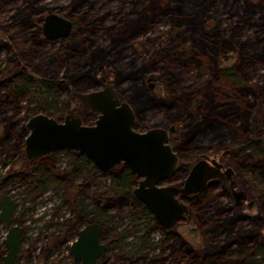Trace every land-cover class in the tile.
I'll list each match as a JSON object with an SVG mask.
<instances>
[{"label":"trees","instance_id":"1","mask_svg":"<svg viewBox=\"0 0 264 264\" xmlns=\"http://www.w3.org/2000/svg\"><path fill=\"white\" fill-rule=\"evenodd\" d=\"M23 1L30 8L29 13L37 12V8L31 9L35 7L34 1ZM89 1L71 0V7L82 6ZM205 1L208 5L215 3V0H158L154 1L157 2L155 5L147 0L143 4L147 6L141 8L142 13L137 11L139 25L137 20L127 26L110 25L107 44L85 41L88 45L82 47V41L86 37L79 41L83 37L77 36L80 30L77 31L74 27L69 35L71 42L67 55H77L84 60L72 70L66 68L62 75L78 91L85 89V82L88 87L100 85V79L105 76L116 89H120L135 109L138 115L136 127L141 125L143 114L154 109L162 111V126L175 124L178 128L175 148L180 161L172 178L184 176L196 155L209 152L221 155L239 171L241 178L247 179L245 176L249 174L253 179L263 178L264 72L258 81L248 82L245 65L253 59L248 58L244 62L240 51L242 42L233 39V33L225 37L219 31L218 24L207 28L208 17L202 13ZM260 1L256 5L246 2L245 9L259 13L261 21L255 23L264 32V0ZM153 12H168L175 15L177 25L189 24L192 43L185 49L176 51L178 44H175V38L180 33L170 30V36L155 43V46H149L148 40L135 42L134 37L147 30L145 24L151 22L156 15H152ZM127 42L131 43L133 53L139 55L119 64L120 53L126 49L120 48V45ZM80 49L84 50L83 56L79 55ZM257 54L264 61V50ZM220 57L222 61L218 59ZM188 62H194L197 66L203 77L200 81L186 83L180 75L178 67L184 68ZM37 72H40L37 65L11 55L0 66V121H3L4 128V132L0 134V153L5 155L2 158L3 165L8 158L19 155L23 149L21 142L27 133L24 126L17 127L21 120L9 117L6 115L7 111L15 109L22 100L31 104V99L25 98L26 94L31 93L37 95L36 109L46 111V115L50 117L54 115L51 106L46 103L47 98L45 99L43 84L47 80ZM148 75L154 76V89L145 84L144 79ZM57 81L60 86L62 81L56 78L55 82ZM124 83H127L126 88L121 87ZM66 86L67 83L64 88ZM11 140L14 141L13 144ZM72 161L76 162V158H72ZM108 173L115 187L111 196H107L106 210L111 211L124 203H136L130 198L136 177L120 166ZM37 175L38 172L33 174L35 180ZM71 178L69 175L68 182ZM31 187L37 189L38 186L35 183ZM65 187L68 189L67 185ZM257 199L260 217L254 216L247 222L235 213L229 203H215L204 208L205 199L200 197L191 200L189 206L206 246L200 249L186 242V264H264V224L261 219L264 218V187H261ZM181 240L180 242L183 241ZM174 243L173 240L172 250Z\"/></svg>","mask_w":264,"mask_h":264},{"label":"rangeland","instance_id":"2","mask_svg":"<svg viewBox=\"0 0 264 264\" xmlns=\"http://www.w3.org/2000/svg\"><path fill=\"white\" fill-rule=\"evenodd\" d=\"M27 1H34L35 7H31V9L37 8V12L29 13L30 8L28 6L27 8L26 4L24 5L26 1L24 2L23 0H0V42H2V47L0 48V66L9 55L21 58L25 62L28 61L31 65H37L40 71L37 74L43 75L48 82L47 85V82L43 84V89L46 94L45 99L47 98L46 103L48 106H51L54 113L53 118L62 121L66 114L75 113L81 116L86 125H92L96 119V113L84 106L80 95L100 88V85L88 87L86 86V82L83 83L84 85L81 83L80 85H83L85 89L78 91L64 78L63 75L66 68L72 70L77 64L83 63L84 60L77 55L75 57L67 55L69 43L71 42L69 35L75 27L77 31L80 30L77 36L83 37L79 41H82L86 37V40L82 41V47L87 46V42L90 41L107 44L110 38L109 32H111L109 26L112 24H118L119 27L122 25H132L137 20V17H139L137 11L140 12L142 7L147 6L143 5L147 0H142V2H140L141 0H90L86 4L76 6L75 8L71 7V0ZM151 1L157 5V2L154 1L158 0ZM248 1L255 5L261 3L260 0H247L246 2ZM246 2L245 0H215L213 5H208V2L205 1L202 4V13L205 14L203 16L208 17L207 28H212L218 24V29L222 32V35L228 37L233 33V39L242 42L243 46L240 47V51L244 62L246 63L248 58L253 59L251 63L248 62L245 65L244 70L246 79L251 83L258 81L261 73L264 72V61L260 60L261 56L257 54L264 50V32L255 23V21H261L259 13L246 10ZM262 3L264 5V1ZM51 13L72 21L73 26L66 38L54 40L44 38L42 23L44 18ZM155 13L156 15H154ZM152 15L154 16L151 22L145 24L147 30L142 34L136 35L134 37L135 42L148 40L149 46L154 45L159 41L167 39L170 36L168 32L170 30L180 33L175 38V44H178L175 47L176 51H181L192 43L189 24L177 25L175 15L168 12L164 14L153 12ZM136 23L139 25L138 20ZM123 47L126 49L120 53L119 64L126 63L129 59L139 55L133 53L130 42L120 45V48ZM80 51L81 54L79 55L83 56L84 50L80 49ZM218 59L220 61L223 60L222 57ZM234 59L235 57L232 60ZM178 70H180V75H182L186 83L197 82L203 78L194 62H188L184 68L183 66H179ZM150 76L154 77L153 75H148L146 79ZM55 77L62 81L61 87L58 85V81L55 82ZM146 79H144L146 85H149V83L154 84L153 81L149 82ZM100 82L101 86L108 84L114 87L112 83L107 81L105 76H102ZM65 83H67L66 88H64ZM126 85L127 83H124L121 87L126 88ZM115 90L118 97L122 101L128 102L130 107L133 108L127 97L120 92V89L115 88ZM25 98H30L32 103L30 104L28 101L22 100L15 109H11L6 113V115L13 117V119L21 120L17 125L18 128L21 126L25 127L27 119L32 115L38 113L46 114V111L39 108L36 109L38 103L37 95L29 93L25 95ZM28 109L30 110L28 111ZM163 119V112L154 109L143 114L142 123L155 127L153 125L156 124L158 126L157 124L164 122ZM2 122L0 121V134L4 132ZM136 129L138 131H145L148 127L140 125ZM24 138L21 146L23 145ZM177 139L178 128L176 127V132L171 136L170 141L174 147L176 146ZM13 143L14 141L11 140V144ZM203 154L210 158L216 156L217 161L222 163L224 167L231 166L234 170V188L245 194L242 205L235 206L228 182L211 179L206 186L205 192L201 194V198L205 199L203 207L205 208L215 203H229L239 214H253L258 206L257 195L261 187H264V177L253 179V176L249 174L245 176L249 179V182H246L247 179L241 178L239 171L232 164L224 160L221 155H215L213 152L196 155L192 159L191 165ZM4 156V154L0 153V180L1 176L5 175L6 172L9 175H20L29 171L30 163L24 158L23 149L19 155L14 156L12 159L8 158L9 160H6L7 164L5 165H3L2 161ZM44 161L46 165H49L46 176H49L50 179L46 177L48 179L45 183H40L42 186L38 190L33 189L28 181L19 183L17 180H10L7 182V185L4 182L1 184L3 189H1L0 194L12 191L13 195L19 198V206L15 216L21 215L22 211L28 208L27 215L23 217L24 224L28 227L27 235L30 238L26 239L22 244L21 252L24 255L18 264H71V257L65 246L61 248L59 246L49 248L48 246H51L50 237H52L51 232L54 230L55 223H59L70 216L68 205L70 195L64 194V191H66L65 185H67L68 189H70V185L67 182V184H64L63 181L55 176H51V174L62 173L73 166L72 160L67 153L59 151L57 154H50ZM80 161H84L86 165L90 164L84 158ZM92 167V170L90 169L91 174L87 175L89 184H87V188H85V185L83 186L85 194L89 197L88 199L111 196L115 183L112 181L109 173L102 172L94 166ZM185 176L171 178L170 181H165L164 184L181 186ZM77 181H80V179H77ZM106 202H108V197L106 200L104 199L103 204L105 205ZM249 203L253 204L252 209H249ZM142 207V203L136 208L132 204L124 203L121 207L116 206L111 211H108V214L113 216L109 219L114 221L113 231L120 233V251L126 254V256L120 258V263H129V260H136L135 264H173L167 260L163 263L150 262L151 257L158 255L161 251L160 246L162 247L163 245L158 240L163 238L164 232L159 229L153 215L149 211H144ZM29 208L31 209L30 211ZM136 211H140L138 215ZM172 231L179 232L194 247L200 249L205 247L191 208L185 219L176 225ZM5 233V227L0 223V247L2 246ZM262 233L264 236V228ZM29 239H31V242ZM144 244L146 245L144 246ZM49 249L52 250V254L48 256ZM46 255L47 257H45Z\"/></svg>","mask_w":264,"mask_h":264},{"label":"water","instance_id":"3","mask_svg":"<svg viewBox=\"0 0 264 264\" xmlns=\"http://www.w3.org/2000/svg\"><path fill=\"white\" fill-rule=\"evenodd\" d=\"M72 26L71 20L51 13L43 20L42 34L47 40L66 38ZM146 80L154 82V77ZM153 85L149 83L150 88ZM80 96L84 106L97 114L94 123L84 124L81 116L75 113L66 114L62 121L43 113L31 116L25 123L27 135L24 138V151L27 159H37L52 151L68 148L85 155L102 172L108 173L122 162L139 179L133 195L164 229L173 228L189 212L188 204L181 198L200 193L212 178L210 157L202 155L190 167L181 186L163 185L179 164L178 156L168 143L169 136L176 131V125L150 128L145 132L133 130L135 119L132 107L118 97L111 85ZM213 157L214 167L224 169L225 181L232 188L235 183L233 168H224L222 163L216 161V156ZM232 193L238 205L243 192L233 190ZM15 207V200L2 193L0 221L8 227ZM98 230L97 225L92 224L79 232V239L72 250L81 264H94L99 256L104 255L105 248L97 240ZM22 233L23 228L19 226L8 228L4 239L7 251L1 264H14Z\"/></svg>","mask_w":264,"mask_h":264},{"label":"flooded vegetation","instance_id":"4","mask_svg":"<svg viewBox=\"0 0 264 264\" xmlns=\"http://www.w3.org/2000/svg\"><path fill=\"white\" fill-rule=\"evenodd\" d=\"M102 83L104 84V82H102ZM107 85L108 84L101 86V84H100V88H103L104 86H107ZM154 85H155V83H154ZM154 85L152 88H150V87L149 88L153 89ZM132 110L134 112V119H135V122L133 124V130H135L137 132H145L148 129L155 128V127L156 128H168L169 126L173 125V124H171L169 126L163 127L162 126L163 123H161V124H157L158 126H156V124H155V125H153L155 127H150V125H144L142 123L143 116H141V126L148 127V129H146L145 131H138L136 129V121L138 119V115L136 114V111L134 108H132ZM96 118H97V114H96ZM82 122H83V120H82ZM171 136L172 135L169 136L168 143L171 146V148L173 149V151L176 153V155L178 156L176 148L170 142ZM22 147H23L24 158L27 159V157L25 155V151H24V141H23ZM59 151H64L65 153H67V155L70 157L71 160L74 157L76 158V162L72 161L73 166L64 170L62 173L51 174V176H55L59 180L63 181L64 184H66V182H67L70 185V189H66V187H65L66 191H64V194L70 195L69 196L70 199H68L70 216L67 219H63L59 223H55L54 230L51 232L52 237H50L51 246H48V247L51 248L54 246L55 247L59 246L61 248V247L65 246L68 249L69 256L71 257V262H72L71 264H81V261L77 260L75 258V254L72 250V246L74 245L75 242L78 241L80 231L84 230L87 226H90L92 224H96L97 227L99 228V230H98L99 234H98V239H97L98 244L103 245L105 248V251H104V255L99 256L95 260L94 264H135L136 260H134V261L129 260V263H124V262L120 263V258L126 256V254H124L122 251H120V241H121L120 233H115L113 231L112 227L114 225V221L109 220L110 217H113V216L108 214V211L106 210V205L103 204L104 199L106 200L107 197H101V198L95 197L94 199H88L89 198L88 195L85 194V192H84L83 186L85 185V188H87V184H89V180H88L87 175L91 174L90 169L92 170V168H93L92 166H94L93 162L89 158H87L85 155L78 153L76 151H72L68 148H61L59 150L47 153L46 155H44L40 158H37V159H33V160L27 159L30 163L29 171H27L26 173L20 174V175H18V174L17 175H9V173L6 172L5 175L1 176L0 185L2 184V182L6 183V185H7V182L10 180H17V182H19V183H23V182L28 181L30 184L36 183L37 186H39V187H37V190H38L42 186V185H40V183L41 184L45 183V181L48 179L46 177H49V176H46V174H47L46 172L48 171L49 165H46L44 160H46L50 154H57ZM201 156L202 155H200L199 159L202 158ZM83 158L90 162V164H89L90 167H89V165H86L84 161L83 162L80 161ZM178 158H179V156H178ZM9 159H12V158H9ZM212 159H215V158L211 157L208 159V161L210 162L209 170H210L211 174L213 175L211 179H219L220 181L221 180L225 181L224 176H226V175L224 174V169L222 167H220V168L214 167V165L212 163ZM179 161H180V158H179ZM118 166H120L125 171H127L130 175L135 177V175L131 174L129 169H127L122 164V162H120V164H117L115 167H118ZM189 169L186 171V174H185L186 176L188 174ZM36 172H38V175H37L38 178H36V180H35V177L33 176V174L34 173L36 174ZM214 174H216V175H214ZM69 175L72 177L70 182H68V176ZM171 178H172V175L166 181H170ZM49 179H50V177H49ZM77 179H80V181H77ZM83 180H86V181H83ZM138 180L139 179L136 177L135 182L133 183V186L131 189V194H130V198H132L136 202V203L132 204L135 208L138 207L139 205H141V202L138 200V198H136L133 195V192H132L133 189L137 186ZM210 180H208V182ZM208 182H207V185H208ZM164 183H165V181H164ZM164 183H163V185H168V184H164ZM234 185H235V183L233 184V187L230 188L231 196L233 197V200H234V205L235 206L242 205V203L245 199V194L243 193L242 195H240L238 205H236V200H235V197L232 193L233 190H235ZM206 186H205L204 190H202L200 193H198L196 195L183 197V198H181V200L184 201L189 206V203L191 200H194L195 198L201 197L202 192H205ZM1 189H3V186H1L0 191H1ZM235 191H237V190H235ZM3 193H5V192H3ZM1 194H0V196H1ZM6 194L10 195V197L12 199H14L16 202V207L14 209V212L10 217L11 222H10L9 227L19 226V227L23 228L21 243L19 245L16 260L14 262V264H18L19 260L24 255V253L21 252L22 251L21 250L22 244L24 243V241L26 239L30 238L27 235L28 227L25 226L24 217H23V216L27 215L28 208L23 210L21 215L15 216L17 209H18V206H19V198L17 196L13 195L12 191H7ZM248 207H249V209H252L253 204L249 203ZM142 208L144 211H149L144 205ZM30 210L31 209L29 208V211ZM189 211H190V206H189ZM234 211H235V209H234ZM136 212L138 215V213L140 211H136ZM235 213L238 214L239 216L243 217L244 221H246V222L249 221L254 216L260 217V211H258V210H256L253 214H249V215L239 214L236 211H235ZM188 214H189V212L187 214H185L182 217V219H180V221L176 225H178L181 221H183L185 219V216ZM261 219H263L262 222L264 224V218L261 217ZM0 223L5 227V230L7 233L9 227L5 223H3L2 221H0ZM176 225L174 227H176ZM158 226H159V229L164 232L163 238L158 240V242L163 246L162 247L160 246L161 251L158 255H154L153 257H151L150 262L151 263L152 262L153 263H163L164 261L167 260L173 264H186L187 263L186 261L188 260V255H187V252L185 250L186 249L185 245H186V242H188V241L186 239H184L182 237V235L179 234V232L172 231V229L174 227L171 229H164L160 224H158ZM6 233H5V235H6ZM200 234H201V232H200ZM5 235H4V239H5ZM201 237H202L204 244H205V240H204L202 234H201ZM4 239L2 242V246H1L2 248L0 247V264L2 263V257L5 255V253L7 251ZM180 239H182L184 242L182 240H181L182 242H180ZM263 239H264V236H263ZM29 240L31 242V239H29ZM173 240L175 241V243H174V249L172 250L171 245H172ZM263 242H264V240H263ZM145 245L146 244H144V246ZM205 246H206V244H205ZM163 252H165V253L162 254ZM133 253H136V252H133ZM49 254L50 255L52 254L51 249H49V253L47 255L49 256ZM47 255L45 257H47ZM133 259H135V258H133Z\"/></svg>","mask_w":264,"mask_h":264}]
</instances>
